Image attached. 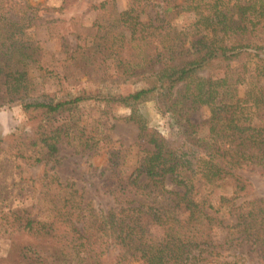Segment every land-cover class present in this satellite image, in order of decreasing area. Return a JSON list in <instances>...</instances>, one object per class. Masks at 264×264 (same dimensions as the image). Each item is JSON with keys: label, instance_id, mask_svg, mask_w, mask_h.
Listing matches in <instances>:
<instances>
[{"label": "trees", "instance_id": "obj_1", "mask_svg": "<svg viewBox=\"0 0 264 264\" xmlns=\"http://www.w3.org/2000/svg\"><path fill=\"white\" fill-rule=\"evenodd\" d=\"M229 5L128 0L120 10L104 1L93 7L91 26L76 34L71 54L46 65L29 33L36 9L0 0V109L19 106L33 126L27 140L11 137L8 153L45 168L35 215L0 212V240L7 241L0 264H239L228 252L242 242L264 264V198L251 199L255 185L243 174L264 168V0L235 5L232 15ZM150 9L159 11L144 19ZM189 12L195 23L180 28L176 19ZM57 68L71 86L84 71L113 81L103 84V77L97 89L74 95L39 94L32 71L59 80ZM125 84L142 86L127 95L112 90ZM150 101L171 116L176 134L163 136L139 114L136 107ZM86 104L131 108L124 120L137 126L139 151L106 148L105 133L83 126ZM244 107L256 112L246 124L239 121ZM197 108L208 111L198 145L190 113ZM72 139L106 155L100 176L116 204L110 212L99 213L73 184L46 170ZM199 156L205 170L195 178Z\"/></svg>", "mask_w": 264, "mask_h": 264}, {"label": "rangeland", "instance_id": "obj_2", "mask_svg": "<svg viewBox=\"0 0 264 264\" xmlns=\"http://www.w3.org/2000/svg\"><path fill=\"white\" fill-rule=\"evenodd\" d=\"M14 1L18 4L28 2L36 9L35 21L30 27L29 33L42 48L43 62L47 65L52 60L60 61L65 59L67 54H71L76 47V34L82 29L81 26L89 27L96 19L97 12L93 7L110 0H78L76 3L68 2L66 8H62L65 0ZM114 1L120 10L125 9L128 5V0ZM225 1L227 3L230 1L229 9H234L230 14L232 15L237 11V8H233V6L243 5L247 0ZM177 2L180 3L181 0H177ZM156 11L150 9L142 17L144 19L147 18V15L153 17ZM195 21V14L189 12L181 14L175 22L180 28H183L191 26ZM56 72L60 76L59 78L64 74V70L60 68H57ZM84 72L75 80V86H71L69 82L66 83L62 78L55 80L54 77L50 79H48L49 76L43 77L41 71H32L31 74L38 84L39 94L56 93L59 97L78 94L82 90H95L100 86L96 81L103 77H105L102 80L103 84L113 81L110 79V75L107 76L108 73L87 71L90 75H86ZM212 74L216 76L219 73L213 71ZM261 84L264 85V80L261 81ZM141 86V84H125L119 87L115 86L112 90L127 95L139 90ZM136 109L140 115L146 118L149 125L163 136L170 137L177 133V126L174 125L171 116L160 113L153 101L137 106ZM81 112L86 114L84 120L88 122H84L83 126L87 130L92 131L94 127L98 128L97 130L101 134L105 133L107 138L102 143L106 148H120L131 155H135L139 151L136 144L137 126L124 120L131 115V108L123 105H112L105 108L104 105L86 104ZM190 113L191 120L199 128L198 135L193 140V143L198 145L201 137L204 138L207 134L205 122L208 118V111L204 108H197ZM255 115L256 112L253 108L244 107L239 112V121L246 124L254 119ZM59 120L60 118H57L54 121L59 122ZM32 127L19 106H4L0 109V212L18 211L35 215L41 205L43 187L38 180L43 177L45 169L43 164L28 165L19 159L11 158L8 153L11 137L15 134V136L27 140L31 136ZM33 151L36 152V150ZM105 161L106 155L103 151L94 156L91 151L77 146L75 140L72 139L71 143L65 142L61 145L59 162L47 166L46 170L48 173L57 175L63 183L73 184L75 189L83 195L85 201H91L99 213L105 214L116 205L113 198L103 189L104 181L100 175ZM204 170L205 157L199 156L195 166V178H199ZM243 174L250 178L255 185L251 199L264 198V168L251 167L246 169ZM167 187L175 189L170 182H167ZM214 202L216 204V199ZM227 221H234V219L230 217ZM234 252H236V257L238 256L239 264H262L259 262L254 248L246 242H242L237 249L228 252V255H232ZM6 253L7 241L2 239L0 240V261L6 257Z\"/></svg>", "mask_w": 264, "mask_h": 264}]
</instances>
